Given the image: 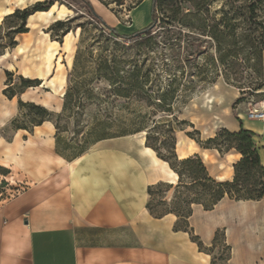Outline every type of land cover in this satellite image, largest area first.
I'll return each instance as SVG.
<instances>
[{
    "label": "rangeland",
    "instance_id": "rangeland-1",
    "mask_svg": "<svg viewBox=\"0 0 264 264\" xmlns=\"http://www.w3.org/2000/svg\"><path fill=\"white\" fill-rule=\"evenodd\" d=\"M37 1L43 0H0V203L31 182L27 169L30 163L38 168L54 155L69 160L86 152L93 141L88 132L95 121L112 122L113 126L105 131L115 135L121 124L133 131L137 115L142 116L145 125H151L154 119L173 113L187 121H173L177 155L197 152L210 175L225 177L233 171L237 159L234 151L220 154L216 149L202 148L186 131L204 140L222 128L231 130L240 119L258 133L255 141L264 160V49L263 68L258 74L253 73L252 59H243L247 48L238 50V63L229 67L220 59L222 49L218 51L207 33L211 25L217 24L219 31L232 32L236 37L250 34L257 19L264 21V0H160L154 10L155 30L146 42L116 37L107 26H118L122 32L142 30L151 22L152 0H142L135 8L139 0H87L105 25L96 22L80 0H45L53 2L48 10L31 13L22 31L11 30L20 18L8 14ZM252 2L257 3L256 16L248 20L242 5ZM224 12L228 13L227 21H221ZM179 17L184 24H177ZM187 24L190 26H184ZM114 64L120 75L133 64L142 67L143 78L148 79L145 99L116 97L108 91L109 82L103 75ZM235 72L242 77L235 80ZM20 76L34 80V85L23 88ZM248 85L258 89L248 90ZM88 89L92 94L89 97ZM163 92L165 98L172 99L169 111L157 102ZM69 94L74 100H67ZM77 98L81 99L80 105L75 104ZM30 102L52 115L34 125L40 117L28 106ZM61 111L62 129L57 133L54 117ZM145 132L127 135H135L144 143ZM153 171L162 172L159 168ZM173 191L174 186L155 190L151 215H160L169 208ZM226 202L229 206L234 200ZM255 207L242 219L236 216L222 223L232 229L227 236L229 242L239 240L241 249L247 251L246 262L260 264L264 262V200ZM259 211L262 221L257 219ZM224 227L214 229L223 231H218L213 247L204 246L192 229L189 234L199 238L204 250L209 248L214 264H226L231 256L223 241ZM247 229L253 233V249L244 239Z\"/></svg>",
    "mask_w": 264,
    "mask_h": 264
},
{
    "label": "crops",
    "instance_id": "crops-1",
    "mask_svg": "<svg viewBox=\"0 0 264 264\" xmlns=\"http://www.w3.org/2000/svg\"><path fill=\"white\" fill-rule=\"evenodd\" d=\"M238 128L236 123L231 130ZM52 157L38 168L30 163L31 182L0 203V264H214L211 252L173 228V213L155 217L147 210L148 185L175 182L177 175L135 135L100 139L69 160ZM154 168L165 174H155ZM226 200L210 210L194 204L189 226L206 247L214 229L225 226L231 250L226 264H258L246 262L239 240L229 242L232 229L222 221L248 216L262 200H234L229 206ZM261 216L259 211L262 221ZM250 231L244 239L253 249Z\"/></svg>",
    "mask_w": 264,
    "mask_h": 264
},
{
    "label": "trees",
    "instance_id": "trees-1",
    "mask_svg": "<svg viewBox=\"0 0 264 264\" xmlns=\"http://www.w3.org/2000/svg\"><path fill=\"white\" fill-rule=\"evenodd\" d=\"M85 6L86 10L90 16L98 23L105 25L103 19L98 15L91 7L89 1L80 0ZM142 0H139L133 8H135ZM53 2L51 1H37L32 6L24 7L23 9L15 10L8 15H18L20 18V23L15 27L14 31H22L23 25L26 23L27 17L34 11L46 10ZM160 4V0H152V19L151 22L144 27L142 30H134L130 32H122L118 29V26L109 27V30L116 36L122 37L128 40H136L139 42H146L153 34L156 26V16L154 10ZM243 13L248 14V20H253L256 16L257 3L252 2L249 4L242 5ZM179 8V7H178ZM227 12H224L221 21H227L229 18ZM255 27L252 29L250 34H241L236 37L232 32L219 31L217 29V24H213L207 30L208 35L216 42L218 51H223L220 55L221 61L225 62L227 66L231 67L237 64V54L238 50L246 49L247 52L243 59L246 61L252 59L251 68L254 74H258L262 71L263 64V49H264V21L257 19ZM184 24L183 18L179 17L177 19V24ZM228 26V23H226ZM172 28H179L180 25H172ZM183 26V25H182ZM190 26V24L184 25ZM232 26V25H231ZM120 27V26H119ZM122 27V26H121ZM255 32V33H253ZM199 44V41H197ZM231 56V57H228ZM230 58V59H229ZM244 60V61H245ZM109 69V67H104ZM120 70L117 68L116 64L112 66L110 71L103 76L109 82V92L114 94L116 97H123L127 99L142 100L145 99V82L147 78H143L145 73L141 66L133 64L131 67L125 69L120 75ZM235 80L242 77L237 72H235ZM21 86L23 88L34 85V80L19 77ZM38 83V80H36ZM245 88V86H240ZM248 90H257L258 88H251L248 85ZM245 93V90H241ZM15 93H13L14 95ZM87 97H89L91 92L87 91ZM70 96V97H69ZM149 96L150 95H146ZM74 98V97H73ZM69 94L67 100H74ZM157 102L159 106L165 107L164 111H169L172 107V99L165 98V93L163 92L160 97H157ZM169 101L168 103L166 101ZM21 104H25L21 102ZM75 104L80 105L81 99H75ZM28 106L36 111V114L40 117L38 121H35L34 125H39L46 118L52 115L46 108L34 103H28ZM66 106L63 110H66ZM62 110V111H63ZM59 112L54 117L55 127L57 133L60 131L61 119L63 117V112ZM169 117L161 118L160 120L154 119L151 125H145L142 121V116L137 115L139 119L135 122L136 126L133 131L125 127L126 125L121 124L118 126L119 132L115 135H108L106 128L108 126H113L112 122L109 121H95L94 125L89 129V138L93 139L92 143L104 138L116 137L127 135L130 133L139 132L145 130V140L144 144L147 147L152 148L156 156L164 160L170 169H172L176 175V183H170L167 181L160 180L156 183L150 184L147 187V193L149 195V200L146 203V207L149 212H152L150 207L151 200L154 196L156 189L162 186H174V191L172 198L169 202V208L160 215H155V217H161L167 213H173L176 216V221L173 225L175 230H183L190 234L191 228L188 223V217L192 213V206L194 204H200L203 209L210 210L213 209L214 205L217 204L223 197L227 196L229 199L233 200H264V164L261 160L260 148L255 141V136L257 135L253 130L243 126L242 121H239V128L237 130H229L222 128L217 131L214 136L207 137L204 140H199L193 136V133L186 131V135L194 139L202 148H213L216 149L220 154L224 152L233 150L239 154V157L232 164L233 175L231 179L227 180H217L212 175H210L202 157L197 152L189 154L184 157H179L176 153V137H175V127L173 126V121L175 123H186L184 119H178V117L170 113ZM189 125H192L191 123ZM183 129V128H180ZM195 132H197L195 130ZM79 155V154H78ZM223 231L222 229H216L214 232V237L210 247L216 244V235L218 231ZM191 240L195 241L199 249H203L201 241H199L196 235H190ZM225 242V239L223 238ZM226 244V243H225ZM227 250H230V246L225 245ZM207 250V249H205ZM208 251L209 248H208ZM213 262V261H212Z\"/></svg>",
    "mask_w": 264,
    "mask_h": 264
},
{
    "label": "bare ground",
    "instance_id": "bare-ground-1",
    "mask_svg": "<svg viewBox=\"0 0 264 264\" xmlns=\"http://www.w3.org/2000/svg\"><path fill=\"white\" fill-rule=\"evenodd\" d=\"M48 10V9H47ZM53 13V12H52ZM147 147V146H146Z\"/></svg>",
    "mask_w": 264,
    "mask_h": 264
}]
</instances>
